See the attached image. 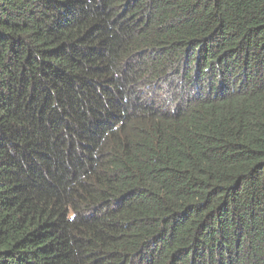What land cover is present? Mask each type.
Masks as SVG:
<instances>
[{
    "label": "trees",
    "instance_id": "trees-1",
    "mask_svg": "<svg viewBox=\"0 0 264 264\" xmlns=\"http://www.w3.org/2000/svg\"><path fill=\"white\" fill-rule=\"evenodd\" d=\"M0 264H264V0H0Z\"/></svg>",
    "mask_w": 264,
    "mask_h": 264
}]
</instances>
